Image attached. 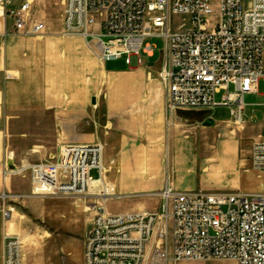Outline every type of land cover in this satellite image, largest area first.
I'll list each match as a JSON object with an SVG mask.
<instances>
[{"label":"crops","instance_id":"crops-1","mask_svg":"<svg viewBox=\"0 0 264 264\" xmlns=\"http://www.w3.org/2000/svg\"><path fill=\"white\" fill-rule=\"evenodd\" d=\"M151 59L109 70L113 61L100 63L84 39L64 34L63 25L60 33L40 37L8 27L0 34V191L25 196L26 207L47 222H33L13 201L0 202V264L7 236L21 238L22 264H84V239L95 217L84 213L92 208L79 199L32 196L29 175L3 176L8 168L49 162L63 146L102 147L101 179L89 183L99 186L87 192L99 206L123 198L120 191L156 199L137 204L135 212L105 209L109 214L156 213L165 187L180 193L263 190L260 171L257 184L243 173L264 125H236L227 108L220 120L202 119V111L170 114L160 59ZM208 119L212 126L204 125ZM6 206H13L8 219L1 213Z\"/></svg>","mask_w":264,"mask_h":264},{"label":"built area","instance_id":"built-area-1","mask_svg":"<svg viewBox=\"0 0 264 264\" xmlns=\"http://www.w3.org/2000/svg\"><path fill=\"white\" fill-rule=\"evenodd\" d=\"M33 3L0 0V34L9 26L17 35L42 36L45 25L32 17ZM62 3L64 34L84 39L100 63L124 58L126 65L133 59L142 65L143 58L155 56L152 40L163 42L158 78L170 114L221 107L229 109L236 125L245 123L244 97L258 94L260 80L264 85V0ZM102 154L99 145H67L49 162L8 168L3 176L28 173L35 197H86L89 173L97 170L101 179ZM249 161L264 176V133L252 144ZM158 196L156 213L109 214L104 206L93 207L84 264H264V184L257 194L180 193L165 187ZM24 197L0 191L2 205ZM11 207L1 211L5 219ZM21 248V238L7 236L3 264H22Z\"/></svg>","mask_w":264,"mask_h":264},{"label":"rangeland","instance_id":"rangeland-1","mask_svg":"<svg viewBox=\"0 0 264 264\" xmlns=\"http://www.w3.org/2000/svg\"><path fill=\"white\" fill-rule=\"evenodd\" d=\"M62 2L63 0H34L33 7H32V17L35 19L36 22H39L45 25V31L43 34L61 32L62 13H63V3ZM8 28L11 29L9 26ZM152 44L156 47V52H155L154 58L151 59L150 62L156 63L161 58L160 52L163 49V42L159 39H153ZM143 61L145 62L146 60L143 58ZM123 69H125L124 58L117 60V61H113V63L109 66V70L118 71V70H123ZM224 94H225L224 91H222L220 94H217L216 100L220 101L222 95ZM263 105H264V85H263V81L260 80L259 86H258V94L246 95L244 97V112L242 115V119L244 120V122L255 128H259L263 126L264 125V106ZM198 112H201V111H198ZM202 112L204 113L201 116L202 119L206 117H211L212 115H214L216 119L220 120V119L226 118L228 114L227 109L221 108V107L213 110L212 112H208V111H202ZM51 160L53 159H47L46 161H51ZM248 170L249 172H244L243 174L248 176L250 183L257 184L258 182H260L262 178L258 176L259 172L251 167H248ZM89 175L92 179H96L97 177L99 178V173L97 172V170H92L89 173ZM25 177H28V173H25L24 175L15 176V178L19 180ZM24 185L25 184L22 185V183L19 184L20 191L22 190V186L24 188ZM97 186L99 185L89 184V188L87 192H90L91 190H93V188ZM223 187L224 186H221V188ZM227 191L228 190H224L222 192H227ZM119 193L123 195L124 197L120 199L108 200L105 204L106 210L112 212L113 210L121 209L123 211L135 212L137 211V208H136L137 204L144 203L147 200L148 201L156 200L154 198L147 199L142 196L128 197L127 195H129V191H120ZM69 198H73V197H69ZM74 199H79L78 201L80 202L82 207L92 208L86 211L84 215L86 216H89L91 214L96 215V212L93 210V207L99 206L98 204L99 202H97V200H94L89 195L86 197L74 198ZM13 204L16 205L15 207H19L22 210L24 209L26 215L30 217V219L33 222L47 223L46 221L42 220L41 217L39 218L36 217L37 215H35V211L28 209L23 199L13 201ZM49 221L51 224L55 222L54 217H51ZM179 264H234V262L215 260V261H210V262H182Z\"/></svg>","mask_w":264,"mask_h":264},{"label":"water","instance_id":"water-1","mask_svg":"<svg viewBox=\"0 0 264 264\" xmlns=\"http://www.w3.org/2000/svg\"><path fill=\"white\" fill-rule=\"evenodd\" d=\"M92 102H94V101L92 100ZM213 123H214V122H213L211 119H208V120H206V121L204 122V125H205V126H212Z\"/></svg>","mask_w":264,"mask_h":264},{"label":"bare ground","instance_id":"bare-ground-1","mask_svg":"<svg viewBox=\"0 0 264 264\" xmlns=\"http://www.w3.org/2000/svg\"><path fill=\"white\" fill-rule=\"evenodd\" d=\"M11 208H12V207H11ZM11 208H10V210L12 211L13 209H11Z\"/></svg>","mask_w":264,"mask_h":264}]
</instances>
